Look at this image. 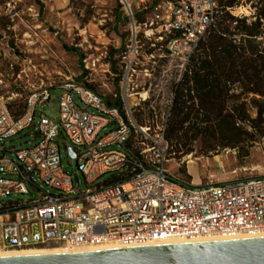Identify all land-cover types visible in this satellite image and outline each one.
Here are the masks:
<instances>
[{"label": "built area", "instance_id": "obj_1", "mask_svg": "<svg viewBox=\"0 0 264 264\" xmlns=\"http://www.w3.org/2000/svg\"><path fill=\"white\" fill-rule=\"evenodd\" d=\"M119 1L129 21L120 56L126 70L123 107H109L104 96L68 81L57 88L62 94L59 121H54L43 112L52 88L19 86L23 97L11 93V86L3 88L0 80V253L50 246L75 250L115 244L128 250L165 241L264 239V178L200 186L184 182L168 170V118L152 135L132 116L136 105L130 102V85L141 39L188 65L218 20L219 0ZM236 9L228 11L233 15ZM85 69L92 71L89 64ZM17 99L24 108L15 118L11 106ZM26 131L36 137L34 146L7 148V140ZM60 138L71 144L65 155L70 157V150L75 154L86 191L77 188L75 177L63 167ZM107 175L115 177L98 183ZM31 190L38 192L37 199Z\"/></svg>", "mask_w": 264, "mask_h": 264}, {"label": "rangeland", "instance_id": "obj_2", "mask_svg": "<svg viewBox=\"0 0 264 264\" xmlns=\"http://www.w3.org/2000/svg\"><path fill=\"white\" fill-rule=\"evenodd\" d=\"M39 1L40 5L36 0H0V80L4 82L3 88L11 86V93L23 97L25 94L19 86L52 88L51 102L44 105L43 112L54 121H59L62 94L57 88L68 81L85 84L113 106H121L126 70L120 56L128 42L129 21L120 1ZM263 2L242 0L231 15L238 18L240 13L245 14L244 19L253 23L264 8ZM141 41V56L130 85L133 95L130 102L136 105L132 116L141 128H149L155 135L163 118H168L169 124L174 89L186 73L187 65L170 58L165 49L153 48L143 38ZM86 64L92 71L85 69ZM142 98L147 99L146 102H142ZM253 98L250 96L245 100L248 121L240 123L251 137L243 138L240 145L228 146L219 137H209L208 132L192 144V153H187L186 149L176 148L175 142L165 137L169 145L170 174L193 186L264 178V125L252 124L258 119ZM75 101L78 103L76 96ZM17 102L21 104L23 100L17 99ZM37 112L39 114L40 109ZM35 139L30 136V131H26L5 144L7 148L22 150L34 146ZM59 142L64 169L75 177L77 188L86 191L76 161L65 155V147H71V144L63 143L62 138ZM112 177L115 175L104 176L98 183ZM197 177L199 184H195ZM31 194L38 198L37 191L31 190Z\"/></svg>", "mask_w": 264, "mask_h": 264}, {"label": "trees", "instance_id": "obj_3", "mask_svg": "<svg viewBox=\"0 0 264 264\" xmlns=\"http://www.w3.org/2000/svg\"><path fill=\"white\" fill-rule=\"evenodd\" d=\"M241 2L219 0L216 24L199 42L175 86L165 137L187 153H192V144L208 132L209 137H219L233 147L250 138L240 127L248 121L245 100L250 96L258 111L252 124L264 125V8L256 21L249 23L228 11ZM36 3L40 5L39 0ZM108 106L114 107L109 102ZM23 108V102L13 104V116L19 117Z\"/></svg>", "mask_w": 264, "mask_h": 264}, {"label": "water", "instance_id": "obj_4", "mask_svg": "<svg viewBox=\"0 0 264 264\" xmlns=\"http://www.w3.org/2000/svg\"><path fill=\"white\" fill-rule=\"evenodd\" d=\"M69 155L75 158L72 150ZM0 264H264V239L0 259Z\"/></svg>", "mask_w": 264, "mask_h": 264}, {"label": "bare ground", "instance_id": "obj_5", "mask_svg": "<svg viewBox=\"0 0 264 264\" xmlns=\"http://www.w3.org/2000/svg\"><path fill=\"white\" fill-rule=\"evenodd\" d=\"M146 95H143V98ZM195 184H199L198 177L195 180ZM252 239H238V240H220V239H207V240H198L193 242L186 241H165L153 243L148 246V248H157V247H167V246H178V245H192V244H206V243H224V242H236V241H249ZM117 250H123L122 247H119L115 244H107L98 248H83L70 250L62 247L55 248H35V249H26V250H15L0 253V259H13V258H32V257H44V256H62V255H84V254H97L112 252Z\"/></svg>", "mask_w": 264, "mask_h": 264}]
</instances>
